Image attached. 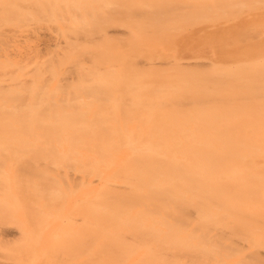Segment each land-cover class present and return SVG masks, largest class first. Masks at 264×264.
I'll return each instance as SVG.
<instances>
[{
    "label": "bare ground",
    "instance_id": "bare-ground-1",
    "mask_svg": "<svg viewBox=\"0 0 264 264\" xmlns=\"http://www.w3.org/2000/svg\"><path fill=\"white\" fill-rule=\"evenodd\" d=\"M1 20L0 264H264V0Z\"/></svg>",
    "mask_w": 264,
    "mask_h": 264
},
{
    "label": "rangeland",
    "instance_id": "rangeland-1",
    "mask_svg": "<svg viewBox=\"0 0 264 264\" xmlns=\"http://www.w3.org/2000/svg\"><path fill=\"white\" fill-rule=\"evenodd\" d=\"M11 23H12V21H10ZM4 24L5 23V21L3 20H1L0 21V24ZM7 23H9V21H7L5 24H7ZM1 26V25H0ZM2 28H6V26H1V28L0 29H2ZM20 211H21V209L20 208H17L16 210H15V217L17 218L18 216H19V214H20ZM15 253V252H14ZM49 264H62V258H61V254L60 253H55V254H53L49 259Z\"/></svg>",
    "mask_w": 264,
    "mask_h": 264
}]
</instances>
